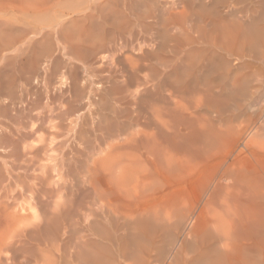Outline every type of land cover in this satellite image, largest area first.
<instances>
[{"label": "bare ground", "instance_id": "bare-ground-1", "mask_svg": "<svg viewBox=\"0 0 264 264\" xmlns=\"http://www.w3.org/2000/svg\"><path fill=\"white\" fill-rule=\"evenodd\" d=\"M116 1L119 3L112 4L113 9L108 3L113 13L105 7L118 28L128 19L122 20L127 12L121 11L125 4ZM145 1L147 5L137 0L138 5L145 3L151 11L167 14L165 20L161 15L164 24L161 22L160 30L166 42L157 44V31L149 40L140 37V42L132 36L136 32H131L136 44H129L133 50L128 47V51L137 56L132 61L134 54L132 59L128 56L131 53L123 54L127 49L123 45L131 38L126 29L128 37L124 36L127 40L122 42V49L119 36L112 40L109 37L114 33L109 36L105 31L102 35L113 41H107L111 46L102 40L103 36L95 38L99 40L96 45L94 39L92 46H87L91 36L79 29V0H0V11H12L13 18L17 14L19 23L23 20L28 25L33 18L35 23L38 17L43 19L38 24L33 22L41 27L45 24L37 34V26L31 24L36 27V35H45L46 43L41 42L46 47L51 42L50 55L46 53L48 60L43 62V67H52L46 86L50 105L64 102V91L71 90L67 88L68 73L74 70L79 72L75 71V78L69 75V83L73 81L69 86L79 93L64 95L65 100L76 95L79 103H73L80 104L77 109L67 106L62 111L61 107L60 113L47 111L53 115L50 117L38 111L27 123L20 122L18 130L8 132L11 127H5L7 131H0V158L8 160L2 161L3 167L0 165V264H107L110 257L115 264H128L130 257L134 264H264V99L260 104L257 96L259 102H250L249 108L243 104L247 101L239 103L253 98L250 91H256L261 85L258 83L264 82L256 75L260 71L254 62L261 58L264 65V0H252L247 6L244 0L239 1L246 6L247 14L241 6L232 10L235 16L228 17L235 19L230 21L220 12L222 7L232 8V4L235 8L239 3L235 0ZM202 1L203 5L209 2L211 8L200 5L204 14L195 15ZM106 8L103 10L107 12ZM240 8L245 16L241 17L240 11L238 14ZM152 14L156 15L149 13L147 17L154 22H145L151 21L155 27L158 17ZM11 19L8 21L16 22ZM102 19L107 23L104 16ZM23 22L20 26L24 28ZM90 27H86L88 31ZM21 29H13L16 35L21 34L17 35L18 41L14 32L10 33L14 38L7 33L9 39L1 31L0 57L19 42L16 50L34 40L32 30L23 34L26 29L22 33ZM142 31L145 35L152 32L147 33L145 27ZM85 36L89 37L87 41ZM38 46L34 48L38 52L42 48L40 52L45 53V45ZM16 53L12 59L19 56ZM34 53L31 55L39 57ZM119 56L125 61L117 62ZM152 59L159 60L164 69L159 70L157 62L155 66L148 64ZM35 60L33 57L32 64L20 67H31L39 74V62ZM61 60L65 62L62 69ZM108 66L112 67L110 72ZM80 70L83 76H78ZM11 98L8 104L13 106ZM7 100L2 101L5 106ZM65 103L57 106L69 105ZM111 107L114 109L109 110ZM92 137L96 145L88 144ZM65 145L68 151L61 149ZM84 145L88 146L83 150ZM75 158L79 159V168L75 167L78 173L70 167ZM73 229L84 237L74 245L64 239L72 237ZM175 237L183 238L179 242ZM156 249L159 260L151 263V252Z\"/></svg>", "mask_w": 264, "mask_h": 264}, {"label": "rangeland", "instance_id": "rangeland-1", "mask_svg": "<svg viewBox=\"0 0 264 264\" xmlns=\"http://www.w3.org/2000/svg\"><path fill=\"white\" fill-rule=\"evenodd\" d=\"M111 1H112V0H79V18L82 20L81 22L79 21V25H80V23H81V25H80L81 27L79 26V29L81 28V30L83 31V32H82L81 30H79V34H80L81 32L84 33V35L90 34L91 38H89V37H90L89 35H88L89 37H86V36H85V37H86V41H87L88 38H89V40H91V42H90V41H87V42H89V44L87 43V46H88V45H89V46H92L93 41H95V40L97 41V39H95V38H96V37L98 38L99 36H100V37L103 36L102 40H104V42L106 41L105 43H107L108 45L110 44L109 46H111V43H108V42H110L111 40L108 41L109 39H107V38H108L107 36H108V35L111 36V35H110L111 33H112V34L114 33V34L112 35L113 37H109L110 39H112V38L115 39V38H116V39L118 40V36H119V40H118L119 43H120L119 46H120V45L122 46V44H123L122 42H125L127 39H129V40L131 39V40H132V38H133V41L130 40V42H129V40H127L126 43H124V44L126 45V46L123 45V46H124V49H126V47H127L126 51H125V50H124V51L121 50V51H123V54H124V55H128V54L131 53L132 55L130 54V55H128V56H130L131 59L134 57V58L132 59V61H133L134 59H137V58H136L137 56H135L136 52H132V51L129 52V51H130V50H133V49H132L133 47H131V46H134V45L136 44V43H135L136 41H137V42H138V41L140 42V41H141V38H142V40H145V39H147V38H148L147 40H149V39L152 37V33H155L154 31H157L156 33H158V32H159V33H158V34L155 33V35H154V37L157 38V41H156L157 44L160 45V43H165V42H166V40L164 39L165 35H164L163 33L160 32V30L162 31L161 25L163 26V24H164L162 21L165 20L164 18H166V15H167V14H165V11H164V12H161V13H160V11H159V13H158V11H156V10H155L154 12H153V10L151 11L150 8H148V6H146L147 3H146L145 0H139L140 2H142V1L145 2V3H146L145 6H144L145 3H140V5H138L139 2H137V0H135V2H133L134 0H133V1L130 0L131 4H130L129 1L119 0V1H122V3L125 4V5H124V4H121V3H120L121 6L124 5V6L128 7L129 4H130V6H129L127 9H126V7H125V9H124V7H123V9L125 10V11H124V10L121 8V6L118 4V5H119V8H118V9H120V10L122 9L121 11L124 12V13L126 12V10H127V12H128V14H127V12L125 13V16H126V17H123V16H124V14H123L122 17H123L124 19L122 18V20L125 21V20H126L125 18H127L128 20H126L127 22L125 23V25H123L124 23L120 24V26H121L122 28H121L120 26H119L120 28H119V27L117 28V27L113 24V23L116 24V22H115V19L113 18V14H111V15L109 14V13L112 11V10L109 9V8H110V7L112 8L113 5H114L115 3H119V2H117L116 0H114V1H112V2H111ZM235 1H238V2H239V1H241V0H235ZM242 1H243V0H242ZM242 1H241V2H242ZM246 1H247V3H246ZM256 1H258V0H256ZM259 1H260V0H259ZM109 2H111V3H110V7L108 8V5H109L108 3H109ZM113 2H114V3H113ZM125 2H127V3H125ZM128 2H129V3H128ZM136 2H137V4L135 5ZM243 2H245V3H243V5H244V4H245V5H246V4L248 5V2H249V5H250V4L252 3V0H250V1H248V0H244ZM89 3H90V4H89ZM112 4H113V5H112ZM127 4H128V5H127ZM132 4H133L134 6H133ZM198 4H199V2H198ZM203 4H205V3L202 1L199 5H197L198 7H196V9H195V11H196V12H195V15H197V14H198V15L204 14L203 9H204L205 6H207V4H208V6L211 8V6H210L211 4H209V2L207 3V1H206V5H203ZM105 5H106L107 8H108L109 10H111V11L107 10V8L105 7ZM200 5H202V8H203L202 10H200V9H201V8H200ZM243 5L240 4V2H239L238 5H236L237 8H236V7L234 8V7H233V4H232V8H233V9H232L230 6H227L228 9L230 8L229 10H231V12L227 9V7H224V9H223V7H222L221 11H223V12H220V13H223V14H221V15H222V16H225V15H226V17H228L229 15H230V16H232V15L235 16L234 13H235V11H237V10H235V9H239V7H241V6L243 7V8L241 7V8H242V11H244V10L246 9V6H247V5H246V6H243ZM98 6H99V7L104 6V7L106 8L107 12H106L105 10H103V9H105L104 7H101V8H102V10H101ZM131 6H132L133 8H131ZM138 6H141V7L144 6L145 9H146V11H144V9H143L144 7H142V8H141V7L137 8ZM208 6H207L205 9H208ZM234 6H235V5H234ZM129 8H130V9H129ZM147 8H148V9H147ZM199 8H200V9H199ZM241 8H240V10H238V12H239V11L241 12ZM88 9H89V10H88ZM99 9H100L101 11H100ZM112 9H113V8H112ZM129 10H130V12H129ZM147 10H148V11H147ZM226 10H227L228 12H227ZM232 10H235V11H232ZM91 11H92V12H91ZM102 11H104V12H102ZM140 11H141V12H140ZM197 11H198V12H197ZM204 11H205V10H204ZM224 11L227 12V13L224 14ZM3 12H4V11H3ZM3 12L0 11V23H1L2 25H4L3 28L1 27L2 25H0V33L2 34V32L4 31V32H3V36L8 37V38L10 39L9 36L12 35V34H10V33H13V32H14L13 34H14L16 37H15L14 35H12L11 37L14 36L15 38H14V37H13V38H14L16 41H18V40H17V37H18L19 40H20V37H19V36H20L21 34H20V33H19V34L17 33V35H19V36H17V35L15 34V33H16L15 30H17V31L20 32L19 29H21V27L23 26V25H22L23 20L20 22L21 25H22V26H20V23H19L18 21H16V20L18 19V17H16V16H18L17 14H16L15 17L13 18L14 15L12 16V11H11V13H9V12H10V11H9V12H8L9 14L7 13V11H6V13H3ZM98 12H100L101 14L98 13ZM142 12H143V13H142ZM145 12L148 13V14H149V13H156V15H155V14H152V16L154 15L155 17H158V18L155 20V22L157 23L156 25L158 26V28H156L157 26L153 27L152 24H150V23H152V22H154V21H152V19L148 18L149 16H148V14L146 15ZM205 12H207V11H205ZM238 12H237V13H238ZM240 12H239L238 14H240ZM245 12H246V11H244V13H245ZM104 13H107V15H109V16H107L108 18L106 17V15H104ZM111 13H113V11H112ZM157 13H158V14H157ZM228 13H229V14H228ZM237 13H236V15H237V16H240V15H238ZM242 13H243V12H241V17H242V15H244V13H243V14H242ZM2 14H3V15H2ZM13 14H15V13H13ZM85 14H86V15H85ZM93 14H94V15H93ZM162 14H163L165 17H164ZM205 14H206V13H205ZM231 14H232V15H231ZM246 14H247V12H246ZM246 14H245V15H246ZM1 15H2V16H1ZM6 15H7V16H6ZM8 15H9L10 17L12 16L11 18H13V19L8 18ZM87 15H90V18H93V19L91 20V19L89 18V16L86 18ZM127 15H128V16H127ZM144 15H145L146 17H145ZM161 15H162L163 17H162ZM245 15H244V16H245ZM5 16H6V19L8 18L9 20H10V19H11V20H15V21H16L15 23H16L17 27H19V26H20V27H19V28L15 27V26H14V25H15L14 21H13V22H11V21L9 22L8 19H7V20L5 19ZM93 16H94V17H93ZM103 16H104V18L107 19V20L105 19L107 23H105L104 19H102ZM142 16H144V17H142ZM147 16H148V17H147ZM150 16H151V14H150ZM159 16H160V17H159ZM3 17H4V18H3ZM110 17H111V19H114V22H112L113 20H111ZM161 17L163 18L162 21H161V19H162ZM2 18H3L5 21H8V22H5V21H4V23H3V19H2ZM15 18H17V19H15ZM20 18H21V17H20ZM88 18H89L90 20H89ZM95 18H96V21H94ZM145 18H146V19H145ZM194 18H195V19H194V21H195V20H196V16H195ZM228 18H229V19H228L229 21H230V19H232V18L235 19L234 17H232V18H231V17H228ZM34 19H35V18H33V21H31V19H30L29 21H31L32 24H33L34 26H37V30H36V31H37L36 34H37L39 31H40V32L42 31V28H43V26L45 27V24L43 23L44 25H42V27L40 26L41 24H40V25H35V24H38V22L40 23V20L42 19V17H41L40 20H39V17H38V22H37V23L34 22V21H35ZM80 19H79V20H80ZM87 19H88V21H85V20H87ZM109 19H110V21H109ZM142 19H144V20H142ZM149 19H150L152 22H151V21H148V23L145 22L146 20H149ZM159 19H160V20H159ZM36 20H37V18H36ZM42 20H43V19H42ZM48 20H49V19H48ZM26 21L29 23V21H28L27 19H26ZM89 21H90V23L93 25L92 27H93L94 29H96V30H94L92 27H90V25H88ZM91 21H93V22H91ZM143 21H144L145 23L148 24L147 27H146V25H145V23H144ZM159 21H160V23H159ZM31 22H30L28 25L25 24L26 22H23L26 26L29 27V28H28V27H27V28L29 29L30 32L28 31L27 28H25V27H26V26H25L24 28H23V27H22V28H23V29H26V30L21 29V33H22V30H23V34H25L24 32H29V34L33 32V34H31V36H32V35L34 36V40H35V41L31 39L32 41L30 40L31 42L29 41V43H30V44H31V43L34 44V43L37 41V42H39L40 44H39V43H35L36 45H33V46L31 45V46H30V44L28 45V43H27V45H26V42H24V43H22V46H23V45H24V46L26 45V47L23 46V48H24V49H23L22 46H21V49H22V50H21L20 48H18L19 50H16L17 47H20V45H21V44L18 45V44L20 43V42H19V43L17 44L18 46L16 45V46L13 47L12 49H10V50H8V51H5L6 53L9 52V53H7V54L10 55V57L7 56V54L3 52V55L6 54L5 56H7V57L9 58L8 61H6V60H7V59H6L7 57L5 58L2 54H1V57H0V60H1V61H0V62H1V64H0V88H1V86H2V89H3L4 87L6 88V87L8 86L6 89H3V91L6 90V91H8V92L5 91V93H4V92L2 91V89H0V91L3 92V93L1 92L2 94L0 93V99L2 98L1 101H0V105H1V102H2V101L7 100V99H8V100H7V104H8V103H9L8 101H10V98L12 97V95H13V97H12L11 99H13L14 102H17V101L20 102V104H17V103H14V102H13V104H14L13 106H14V107H13L12 105H10V104H8V105L6 104V106H5L4 103L2 102V105H1V106H2L5 110H3L2 107L0 108L1 110H3V111L0 110V111H1V112H0V118L2 117V118H1L2 120L0 119V122H2V124H3L4 126H2V124L0 123V131H1V130L3 131V130L5 129V127H7L6 129H8V128L11 127L10 129H8V132H9V131H13V130H18L17 128H19V127L21 126V123H27V121H29V120L31 119V116L33 117L34 115H35V116L37 115L38 111H39V112H42V114L47 113L46 115H48V112H51V111H52L51 113H53L54 111H58V113H60V112H61V109H59V108H61V107H62V111H63V110H65V108H66L67 106H68V107H67L68 109H69V107H70V108H71V107H73V108L76 107V109H77V108L80 106V104H79V106H78V105L76 106V104L79 103V102L77 101L78 98H77V96H76L79 92L76 91V93H75V90H77V89L74 90L71 86H69V85H71V84L73 83V81H72V83H69V82L71 81V79H72L71 77L69 78V75L71 76V75L77 74V73L79 72V70H74V69H73L74 71H71L72 73L70 72L71 74L68 73V80H69V81H68V84H69V85L67 84V85H68L67 88H71V90L69 91V89H67V91H66V92H68V94H70V92H71V96H74V95H72V92H73L74 94H76L75 97H71L70 95H69V96L67 95L68 97L66 96V97H67L66 100L68 101V102H66V103H68L70 106L67 105V104L65 103V101H66V100H65V95H64V94L66 93L65 91H64V94H63V96H64V100L62 99L63 96L60 97L58 94H56L57 99H59L60 101L63 100L64 102H56V103H57V105H61L62 103H63V104L65 103L66 106H65V105H64V106H57V105H55L56 107H54V105H50L51 102H50L49 98H47V97H49V95H48L47 92H46V90H47V89H46V86H48L47 84L49 83L48 78H49V80H50V77H48V73H49V72H52V70H50L52 67H51V66H46V67L44 66L46 71L44 70V67H43V64L46 63L45 61L48 60V59H47V58H48L47 56L50 55V53H48V52L50 51V45H49V42H50V41L47 42V43H48V47H49V48H48V47H46L47 44H45V43H46V38L44 37L45 35H44V34L36 35V34L34 33L36 27L33 28V25L31 24ZM33 22H34L35 24H34ZM44 22H47V20H45ZM82 22H83V24H84V26H85V27H83V28H82V26H83ZM84 22H85V23H84ZM94 22H95V24H96L97 22H99V23H97V24H99V25L101 24V27H100L99 25H95ZM108 22H109V23H108ZM142 22L144 23V25L142 24ZM161 22H162L163 24H162ZM6 23H9V24H6ZM18 23H19V24H18ZM41 23H42V21H41ZM86 23H87V24H86ZM90 23H89V24H90ZM110 23H112L114 26H113L112 24L110 25ZM194 23H195V22H193V24H194ZM10 24H12V25L10 26V28H12L11 31H9V29H8ZM85 24H86V25H85ZM103 24H104V25H105V24H108V25H105V27L107 26V27L105 28ZM149 24H150V27H149ZM158 24H159V25H158ZM18 25H19V26H18ZM94 25L97 26V28H96ZM109 25H110L111 27H108ZM122 25H123V26H122ZM6 26H7V27H6ZM12 26H13V27H12ZM39 26H40V28H39ZM69 26H70V25H69ZM87 26L90 27V30H89V31H88L89 28H86ZM102 26H103V27H102ZM5 27H6V29H7L8 31L5 29ZM31 27H32V28H31ZM112 27H113V28H112ZM114 27H115V28H114ZM124 27H126V28H124ZM144 27H145V29L147 30V33H148V30H149V31H152V32H151L150 34H146V35H145V33L143 34V31H142V30L144 29ZM148 27H149L150 29H149ZM151 27H153V29H155V30L151 29ZM14 28H15V30H13ZM30 28H31V29H30ZM111 28H112V29H111ZM116 28H117L119 31H118ZM128 28H129L130 30H128ZM160 28H161V29H160ZM1 29H2V30H1ZM3 29H4V30H3ZM33 29H34V30H33ZM40 29H41V30H40ZM84 29H87V30H86L87 32H84V31H85ZM108 29H110V30H108ZM113 29H114L115 31H114ZM123 29H126L127 32L129 31L127 34H130V36H131V34H133L134 32H136V33H134L135 35H132V36H136V37H135V38H137L136 41L134 42L135 39H134V37H132V36H131V38H127V39H125V37H128V35L126 34L125 30H123ZM12 30H13V31H12ZM31 30H32V32H31ZM91 30H92V31H91ZM93 30H94V31H93ZM122 30H123V31H122ZM1 31H2V32H1ZM5 31H7V32H5ZM80 31H81V32H80ZM90 31H91L92 33H91ZM104 31H105V32H104ZM106 31H108V32H106ZM109 31H110V32H109ZM111 31H113V32H111ZM120 31H121V32H120ZM133 31H134V32H133ZM138 31H139V32H138ZM141 31H142V32H141ZM8 32H9V36L7 35ZM89 32H90V33H89ZM93 32H94V33H93ZM103 32H104V34H105V33H106V34L110 33V34H108L107 36H105L104 34L102 35ZM131 32H133V33H131ZM137 32H138V33H142V34L144 35V37H143V36H139V35H141V34H138ZM144 32H146V31L144 30ZM4 33H5L6 35H5ZM85 33H86V34H85ZM100 33H101V34H100ZM117 33H119V34H117ZM122 33H123V34H122ZM1 34H0V35H1ZM137 34H138V37H137ZM160 34H163V35H164V36L162 37V39L159 37ZM35 35L37 36V38L41 36V39H40V38L37 39ZM84 35H83V36H84ZM92 35H93V39H92ZM114 35H115V36H114ZM117 35H118V36H117ZM125 35H127V36H125ZM147 35H148V37H147ZM149 35H150V36H149ZM157 35H158V36H157ZM195 35H196V34H195ZM31 36L29 35V37H31ZM33 36H32L31 38H33ZM116 36H117V37H116ZM120 36H123V40H122V37L120 38ZM124 36H125V37H124ZM130 36H129V37H130ZM145 36H146V37H145ZM1 37H2V35L0 36V40H1ZM105 37H107V38H105ZM140 37H141V38H140ZM149 37H150V38H149ZM158 37H159L160 39H159ZM8 38H7V39H8ZM13 38H12V39H13ZM35 38H36L37 40H36ZM138 38H139L140 40H139ZM143 38H144V39H143ZM7 39L5 40V38H4V41L9 42L10 40L8 39V40H9V41H8ZM12 39H11V41H12ZM94 39H95V40H94ZM105 39H106V40H105ZM114 39H112V40H114ZM100 40H101V39H100ZM102 40H101V41H102ZM162 40H164V41L162 42ZM13 41H14V40H13ZM16 41H15V42H16ZM33 41H34V42H33ZM41 41H43V42H45V43H42ZM107 41H108V42H107ZM1 42H3V40H2ZM1 42H0V45L3 46V44H2ZM98 42H99V40H98L97 42H95L94 45H96ZM111 42H113V41H111ZM128 42H129V43H128ZM131 42H132V43H131ZM11 43H13V42H11ZM50 43H51V42H50ZM90 43H91V45H90ZM127 43H128V44H127ZM134 43H135V44H134ZM199 43L201 44L202 41L199 42ZM107 44H106V45H107ZM129 44H131V46H130ZM37 45H39V46H38L39 48H40V45H41V47H43V46L45 45V47H43V49H45V48H46V49H45V50H42L43 52L45 51V53H43L44 55L42 54V52H40L42 48L39 49V50H40V51H39L40 53L37 51L38 48H34V46L36 47ZM127 45H129V46H127ZM202 45H203V44H202ZM123 46L121 47V49L123 48ZM29 47H31V48L33 47V48L31 49V48H29ZM128 47H131V49L129 50ZM25 48H27V49H25ZM29 49H30V50H29ZM48 49H49V51H48ZM23 50L27 51L26 53H28V51H29L30 53L27 55V54H25V51H24V52H21V51H23ZM34 50H35V53H39V57H37V56H35V55H31V53H32V54L34 53ZM46 50H47V51H46ZM128 50H129V51H128ZM2 51H3V50H2ZM10 51H11V52H15V53L17 52L16 54H19V56H18V55H17V56L15 55V56H16V57H15L16 61H15V59H12V58L14 57V54H15V53L12 54V53H10ZM19 51H20V52H19ZM31 51H33V52H31ZM126 52H127V53H126ZM128 52H129V53H128ZM23 53H24V56H23L24 59L22 58V54H23ZM35 53H34V54H35ZM46 53H48L47 56H46ZM125 53H126V54H125ZM11 54H12V55H11ZM20 54H21V55H20ZM123 54H122V56H123ZM133 54H134V56H133ZM30 55H31V56H30ZM36 55H37V54H36ZM40 55H41V56L43 55V56L40 57ZM12 56H13V57H12ZM25 56H26V58H25ZM122 56H119V57H118L117 62H118V61H119V62H120V61H125V58L128 57V56H126V57L123 56V57H125V58H123ZM132 56H133V57H132ZM20 57H21V58H20ZM27 57H30V58H31V57L33 58V57H34V58H36L37 62H39V67H40V68H39V67H38V68H39L40 70L37 69L38 72L40 71L39 74H38L36 71H35V73H33L34 71L31 69V67H29L30 69H29V68H25V70H24V68H23V69L21 68V67H22V64H26L27 67L30 65V63L32 64V62L30 61L32 58L30 59V58H27ZM44 57H45V58H44ZM46 57H47V58H46ZM121 57H122V58H121ZM130 57H129V58H126V59H129L128 61H130V63H131L132 61L130 60ZM2 58H4L5 60H4V59L2 60ZM42 58H43V59H42ZM28 59H29V60H28ZM44 59H45V61H44ZM123 59H124V60H123ZM255 59H257V60H255ZM255 59H254V62L256 63V65H257V67H258V69H259L258 71L261 72V73H260V72H259V73H256V75L259 76L258 78H260V79H261V78H264V65H263V62H262L261 58H260V59L255 58ZM17 60H18V61H17ZM22 60H23V61H22ZM36 60H35V61H36ZM38 60H39V61H38ZM258 60H260V61H258ZM2 61H3V62H2ZM24 61H25V62H24ZM128 61H126V62H128ZM158 61H159V60H158ZM158 61H157V59H156V60H155V59H152L151 61H150V60L148 61V64H152L153 66L156 65V67H160L159 70H163L164 67H162V64H161L160 62H158ZM40 62H42V65H41V66H40ZM43 62H44V63H43ZM62 62H63L64 64H60L59 68H61V67L63 68V65L65 66V62H64V60H61V63H62ZM150 62H151V63H150ZM156 62H157V63H156ZM161 62H162V61H161ZM219 62H220V61H219ZM219 62L217 61V63H219ZM16 63H17V64H16ZM146 63H147V62H146ZM154 63H156V64L154 65ZM28 64H29V65H28ZM127 64H129V63H127ZM158 64H160V66H158ZM219 64H220V63H219ZM20 65H21V67H20ZM26 65H25V66L23 65V66L26 67ZM44 65H45V64H44ZM79 65H80V64H79ZM108 65L112 66L111 63L108 64ZM110 66H108V68L105 67V68H107L106 70H109V67H110ZM259 66H260V67H259ZM8 67H9V68H8ZM10 67H11V68H10ZM42 67H43V68H42ZM47 67H48V70H47ZM49 67H50V68H49ZM161 67H162L163 69H162ZM6 68H7V70H6ZM62 68H61V69H62ZM110 68H111V69H110L108 72H110V71L112 70V67H110ZM61 69H60V70H61ZM8 70H9V71H8ZM31 70H32V71H31ZM60 70L58 71L59 73H60ZM11 71H12V72H11ZM18 71H20V72H18ZM22 71H23V72H24V71H25V72L28 71V72L25 73V74H23ZM75 71H76V72L78 71V72L76 73ZM31 72H32V74H31ZM262 72H263V73H262ZM102 73H103V72H102ZM104 73H105V75H107V74H106L107 71H105ZM163 73H164V72H163ZM33 74H34V75H33ZM50 74H51V73H49V76H50ZM108 74H109V73H108ZM29 75H30V76H29ZM39 75H40V76H39ZM80 75L83 76V72H81V70H80V73L78 74V76H80ZM105 75L103 74L102 76H105ZM36 76H37V77H36ZM75 76H77V75H74V76H72V77L75 78ZM257 76H256V77H257ZM27 77H28V78H27ZM39 77H40V78H39ZM20 78H21V79H20ZM26 78H27V79H26ZM80 78H81V77H80ZM82 78H83V77H82ZM25 79H26V81H25ZM39 79H40V80H39ZM6 80H7V82H6ZM8 80H9V82H8ZM27 80H29V81H27ZM33 80H34V81H33ZM31 81H32V83H31ZM42 81H43V82H42ZM47 81H48V83H47ZM25 82H26V83H25ZM28 82H29V83H28ZM34 82H35L36 84H35ZM10 83H11V84H10ZM33 83H34V84H33ZM257 83H258V82H257ZM12 84H13V85H12ZM26 84H27V85H26ZM255 84H256V82H255ZM255 84L253 83V86H255ZM260 84L262 85V84H264V82H263V83H262V82H261V83L259 82L258 85H260ZM15 85H16V86H15ZM24 85H25V86H24ZM256 85H257V84H256ZM261 85L258 86V88H257V89L260 90V91H257V89H256V91H254V90H251V91H250V94H251V95L253 94V98H252V96L249 94L251 97H248L249 99L247 98V100H246V99H243V100H245V101H243V100L241 99L240 102H239L240 105L242 104L241 101H242V102H246V101H247L248 103H243V104H244V105L246 104V107L248 106V108H249V106H250L251 104H253V103H254L253 105L257 104L256 102H259V101H257L258 99L260 100V104H263L264 102H263V103H261V102H262V99H264V94H263V95H261V94L264 93V87H263V89H262ZM3 86H4V87H3ZM9 86H11V87L9 88ZM22 86H23V87H22ZM262 86H263V85H262ZM27 87H28V89H27ZM256 87H257V86H256ZM259 87H260V88H259ZM252 89H253V88H252ZM254 89H255V88H254ZM13 90H14V91H13ZM19 90H20V91H19ZM24 90H25L26 92H24ZM28 90L30 91V94H31V95H29V91H28ZM33 90H34V91H33ZM78 90H79V89H78ZM77 92H78V93H77ZM10 93H11V95H10ZM26 93H27V96L25 95ZM42 93H43V94H42ZM6 94H7V95H6ZM46 94H47V96H46ZM57 95L59 96V98H58ZM24 96H26V97H25L26 101L24 100ZM32 96H34V98H33ZM35 96H36V97H35ZM257 96H258V99H256ZM5 97H6V99H5ZM7 97H8V98H7ZM28 97H29V98H28ZM69 97H71L72 99L69 98ZM259 97H260V98H259ZM19 98H20V99H19ZM21 98H22V100H24L25 102H24V101H20ZM46 98H47V99H46ZM76 98H77V100H76ZM254 98H255V99H254ZM261 98H262V99H261ZM15 99H16L17 101H15ZM68 99H69L70 101H69ZM73 99H74L75 101H74ZM252 99H254V101H253ZM13 100H12V101H13ZM250 100H251V101H250ZM28 101H29V102H28ZM31 101H32V102H31ZM76 101H77V103H76ZM238 101H239V100H237V103H238ZM255 101H256V102H255ZM263 101H264V100H263ZM73 102H75L76 104H74ZM250 102H252V103L250 104ZM25 103H26V104H25ZM60 103H61V104H60ZM70 103L73 104V105L71 106ZM239 103H238V104H239ZM15 104H16V105H15ZM22 104H23V105H22ZM51 104H52V103H51ZM63 104H62V105H63ZM243 104H242V105H243ZM21 105H22V106H21ZM8 106H9V107H8ZM33 106H34V107H33ZM49 106H50V107H49ZM51 106H53V107H51ZM112 106H113V105H112ZM57 107H58V109H56ZM64 107H65V108H64ZM113 107H114V106H113ZM113 107H111L109 110L114 109ZM63 108H64V109H63ZM6 109H7V110H6ZM27 110H28V111H27ZM5 111L11 112V115H10V113H8V112L6 113ZM19 111H20V113H19L20 115H17V113H18ZM29 111H31V112H29ZM44 111H45V112H44ZM47 111H48V112H47ZM3 112H4V113H3ZM32 112H33V113H32ZM36 112H37V113H36ZM13 113H14V114H13ZM51 113H49V115H50V116H53ZM55 113H57V112H55ZM1 114H4V115H1ZM8 114H9V115H8ZM33 114H34V115H33ZM38 114H39V113H38ZM53 114H54V113H53ZM22 115H23V117H22ZM49 115H48V117H50ZM18 116H20V117H18ZM29 116H30V117H29ZM6 117H7V118H6ZM48 117H47V118H48ZM14 118H15V119H14ZM4 119H5V120H4ZM9 119H10V120H9ZM17 119H18V120H17ZM27 119H28V120H27ZM3 120H4V121H3ZM13 120H14V121H13ZM20 120H21V121H20ZM122 120H123V121H126V120H124V119H122ZM16 121H17V122H16ZM23 121H24V122H23ZM25 121H26V122H25ZM20 122H21V123H20ZM5 123H6V124H5ZM8 124H10V125L8 126ZM14 124H15L16 126H15ZM19 125H20V126H19ZM1 127H3V128H1ZM14 128H15V129H14ZM4 131H7V130H4ZM80 141H81V140H80ZM82 141H83V140H82ZM82 141H81V142H82ZM95 142H96L95 139L93 140V137H92V140H90V143L88 142V144H92V143L95 144ZM82 143L84 144V142H82ZM96 144H97V143H96ZM96 144H95V145H96ZM92 145H93V144H92ZM69 146H70V147H68V146L65 145V146L61 147V149L63 148L64 151H68V150L71 148V144H70ZM87 146H88V145H87ZM87 146L85 147V145H84V146L82 147V149L84 150L85 148H87ZM64 147H65L67 150H65ZM67 147H68L69 149H68ZM63 150H62V151H63ZM77 154H78V153H77ZM77 154H75V156L79 158V156H77ZM12 158H13V157H12ZM78 158H75L76 160H75V159L72 160V162L75 161L74 163L77 164V166H75V164H74V166H72V165H73V164H72V165H70L71 168H72V167L75 168V167H78V166H79V161H78L79 159H78ZM3 159H4V160H3ZM3 159L1 160V158H0V160H1V162H0L1 167L4 166L3 163H5V162L8 161L7 158L5 159V157H4ZM10 159H11V158H9V161H10ZM5 160H7V161H5ZM12 160H13V159H12ZM12 160H11V161H12ZM2 161H5V162L2 163ZM1 167H0V168H1ZM78 168H79V167H78ZM78 168H75L76 170L74 169V173H78V172H79V169H78ZM2 170H3V168H2ZM3 171H4V170H3ZM72 171H73V169H72ZM74 173H73V174H74ZM70 178H71V180H72V178H74V177L71 176ZM73 188H74L73 190H75V191L77 190V187H76V188L73 187ZM80 235H81V234L79 233V230H78V229H73V232H72V233L70 232V236H72V237H64V239H65L66 241H71L70 243L74 245L75 242L78 243V241H79V243H80V242L84 239V237H79ZM74 237H75V238H74ZM175 238L178 239L179 237H178V238L175 237ZM182 238H183V237H182ZM182 238L180 237V238L178 239V241L180 242V241L182 240ZM74 239H75V240H74ZM73 240H74V242H73ZM76 240H77V241H76ZM80 240H81V241H80ZM73 251H74V250H73ZM159 257H160V253H159V250H158V249L152 251V252H151L150 262H151V263H152V262L155 263L156 261L159 260ZM130 260H131L132 262H130ZM109 262H110V263H109ZM134 263H135V262H134L133 257H132V258L130 257V258L128 259V264H134ZM107 264H115V263H114V260L110 257V258L108 259V261H107Z\"/></svg>", "mask_w": 264, "mask_h": 264}]
</instances>
